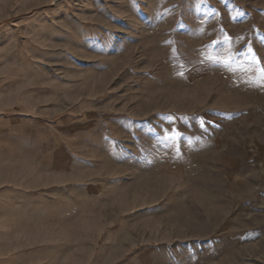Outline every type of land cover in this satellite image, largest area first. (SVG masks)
I'll return each instance as SVG.
<instances>
[{
	"label": "rangeland",
	"instance_id": "rangeland-1",
	"mask_svg": "<svg viewBox=\"0 0 264 264\" xmlns=\"http://www.w3.org/2000/svg\"><path fill=\"white\" fill-rule=\"evenodd\" d=\"M0 264H264V0H0Z\"/></svg>",
	"mask_w": 264,
	"mask_h": 264
},
{
	"label": "snow or ice",
	"instance_id": "snow-or-ice-1",
	"mask_svg": "<svg viewBox=\"0 0 264 264\" xmlns=\"http://www.w3.org/2000/svg\"><path fill=\"white\" fill-rule=\"evenodd\" d=\"M173 135L178 137L179 134L178 133H174Z\"/></svg>",
	"mask_w": 264,
	"mask_h": 264
}]
</instances>
